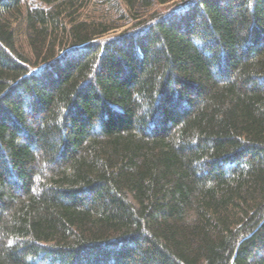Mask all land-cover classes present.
<instances>
[{
  "label": "trees",
  "instance_id": "1",
  "mask_svg": "<svg viewBox=\"0 0 264 264\" xmlns=\"http://www.w3.org/2000/svg\"><path fill=\"white\" fill-rule=\"evenodd\" d=\"M123 1L0 0V264H264V0Z\"/></svg>",
  "mask_w": 264,
  "mask_h": 264
},
{
  "label": "rangeland",
  "instance_id": "2",
  "mask_svg": "<svg viewBox=\"0 0 264 264\" xmlns=\"http://www.w3.org/2000/svg\"><path fill=\"white\" fill-rule=\"evenodd\" d=\"M95 1L96 0H93V2H91L87 11V13L91 14V16L93 15L94 18L109 23L123 24L126 22L127 25L125 28L118 31H123L134 24V21L131 20V12L128 10V7L123 0H113L112 3H106L103 5L99 3L97 5L95 4Z\"/></svg>",
  "mask_w": 264,
  "mask_h": 264
}]
</instances>
